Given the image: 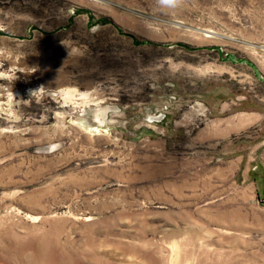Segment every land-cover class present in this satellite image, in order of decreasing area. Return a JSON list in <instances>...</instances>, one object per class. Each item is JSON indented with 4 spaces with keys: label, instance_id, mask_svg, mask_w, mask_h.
I'll return each mask as SVG.
<instances>
[{
    "label": "rangeland",
    "instance_id": "obj_1",
    "mask_svg": "<svg viewBox=\"0 0 264 264\" xmlns=\"http://www.w3.org/2000/svg\"><path fill=\"white\" fill-rule=\"evenodd\" d=\"M263 173L264 0H0V264H264Z\"/></svg>",
    "mask_w": 264,
    "mask_h": 264
},
{
    "label": "clouds",
    "instance_id": "obj_2",
    "mask_svg": "<svg viewBox=\"0 0 264 264\" xmlns=\"http://www.w3.org/2000/svg\"><path fill=\"white\" fill-rule=\"evenodd\" d=\"M160 2H161V4L166 5V6H173V5L177 4L179 2V0H160ZM35 71H37L36 68H34L32 72H35ZM17 78L18 77L16 76L15 79H17ZM39 88H42V85ZM32 91H34V90H30V92H32Z\"/></svg>",
    "mask_w": 264,
    "mask_h": 264
},
{
    "label": "trees",
    "instance_id": "obj_3",
    "mask_svg": "<svg viewBox=\"0 0 264 264\" xmlns=\"http://www.w3.org/2000/svg\"><path fill=\"white\" fill-rule=\"evenodd\" d=\"M263 174H264V173H263ZM261 178H262V180L264 181V176H263V177H261ZM254 179H255V180H257L255 177H254Z\"/></svg>",
    "mask_w": 264,
    "mask_h": 264
},
{
    "label": "crops",
    "instance_id": "obj_4",
    "mask_svg": "<svg viewBox=\"0 0 264 264\" xmlns=\"http://www.w3.org/2000/svg\"><path fill=\"white\" fill-rule=\"evenodd\" d=\"M242 121H244V120H242Z\"/></svg>",
    "mask_w": 264,
    "mask_h": 264
}]
</instances>
